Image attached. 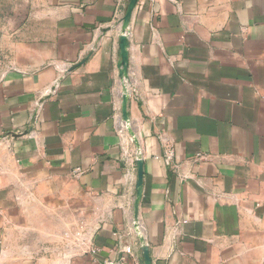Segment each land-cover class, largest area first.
Here are the masks:
<instances>
[{
  "label": "crops",
  "instance_id": "1",
  "mask_svg": "<svg viewBox=\"0 0 264 264\" xmlns=\"http://www.w3.org/2000/svg\"><path fill=\"white\" fill-rule=\"evenodd\" d=\"M129 2L0 0V264H264V0H137L122 75Z\"/></svg>",
  "mask_w": 264,
  "mask_h": 264
},
{
  "label": "rangeland",
  "instance_id": "2",
  "mask_svg": "<svg viewBox=\"0 0 264 264\" xmlns=\"http://www.w3.org/2000/svg\"><path fill=\"white\" fill-rule=\"evenodd\" d=\"M126 12L124 15L116 20V25L118 31H121L122 24L124 23V18H125ZM119 39V37H118ZM77 212H67L64 210L57 209L55 212L54 211H48V210H30V211H25V219L26 223L30 226L26 228V234H31L33 233V224L35 225H40V231H41V236L42 240L45 239L46 244L44 246L46 247V250L48 249V243L47 241L49 240L48 238L50 236L56 237L58 242L57 246L58 249L63 251L65 248V244L63 241L66 238H71L73 242H78L80 241V231L77 228V223L75 222L76 218L78 215L76 214ZM71 214L72 218L74 219L72 227H67L65 225V220L68 218V216ZM79 221V220H78ZM55 232V235L53 236V233ZM67 232V233H66ZM50 234V235H49ZM44 237V238H43ZM68 246V244H66ZM55 260V259H54ZM57 261H63V259H57Z\"/></svg>",
  "mask_w": 264,
  "mask_h": 264
},
{
  "label": "water",
  "instance_id": "3",
  "mask_svg": "<svg viewBox=\"0 0 264 264\" xmlns=\"http://www.w3.org/2000/svg\"><path fill=\"white\" fill-rule=\"evenodd\" d=\"M136 2H137V0H130L128 7H127L126 15L124 18V23H123L124 25L126 24L128 19H129V22L131 21L132 12H133V9L136 5ZM122 33H124V32H122ZM128 39H129L128 36H124L123 34H121V36L119 38L120 50H121L120 67H121V74L122 75H126V71H127V62H128L127 47H128V42H129ZM141 169H142V165L140 163V167H139L140 172H141ZM140 183H141V181H140ZM143 253H144L145 264H150L147 248H143Z\"/></svg>",
  "mask_w": 264,
  "mask_h": 264
},
{
  "label": "built area",
  "instance_id": "4",
  "mask_svg": "<svg viewBox=\"0 0 264 264\" xmlns=\"http://www.w3.org/2000/svg\"><path fill=\"white\" fill-rule=\"evenodd\" d=\"M77 173L81 170L77 169ZM102 264H138L132 247L128 246L122 251V255L116 258H106Z\"/></svg>",
  "mask_w": 264,
  "mask_h": 264
},
{
  "label": "bare ground",
  "instance_id": "5",
  "mask_svg": "<svg viewBox=\"0 0 264 264\" xmlns=\"http://www.w3.org/2000/svg\"><path fill=\"white\" fill-rule=\"evenodd\" d=\"M129 25H130L129 19L127 20L125 25L122 24V27H121L122 31L121 32H124V33H122L124 36H128L127 32H128Z\"/></svg>",
  "mask_w": 264,
  "mask_h": 264
}]
</instances>
